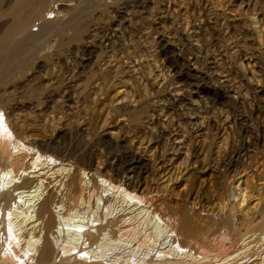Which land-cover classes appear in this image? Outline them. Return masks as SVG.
<instances>
[{"label": "rangeland", "instance_id": "1", "mask_svg": "<svg viewBox=\"0 0 264 264\" xmlns=\"http://www.w3.org/2000/svg\"><path fill=\"white\" fill-rule=\"evenodd\" d=\"M58 6L75 9L65 0ZM89 11L77 41H70L72 32L48 39L43 68L36 62L15 85L0 88L2 112L25 124L27 140L54 146L30 177L45 176L47 185L79 174L102 197L90 209L58 216L61 233L50 237L60 239L55 264H126L136 242L120 239L112 223L140 209L152 214L141 202L153 198L181 201L197 225L228 222L236 232L226 240L233 258L262 264L264 0H96ZM56 17L50 20L67 18ZM193 57L191 75L214 72L207 81L181 77V63ZM218 78L240 98L238 108L214 98ZM241 123L249 129L244 135ZM125 157L141 159L149 170L124 171ZM125 191L131 199L123 204ZM108 204L113 214H106ZM98 230L101 239L91 243L88 236ZM73 231L81 232V245L64 255L61 237ZM167 232L153 254L169 251Z\"/></svg>", "mask_w": 264, "mask_h": 264}, {"label": "bare ground", "instance_id": "2", "mask_svg": "<svg viewBox=\"0 0 264 264\" xmlns=\"http://www.w3.org/2000/svg\"><path fill=\"white\" fill-rule=\"evenodd\" d=\"M65 1L74 2L75 9H69L67 6L59 7L58 2L60 0H0V88L5 85H15L21 76L22 78L25 77L26 72L35 67L36 62L40 70L43 68L41 59L44 55L45 42H48V39L67 32H72L71 42L79 39L84 28L81 20L86 17H84L86 12H91L89 10L92 9L96 0ZM236 1H241L243 4L245 2V0ZM140 7L142 6H137V8ZM248 8H250L249 5ZM59 14L67 18L61 21L50 20V17L53 15L56 17ZM194 32L199 35L202 34L200 28L197 27L194 28ZM247 37L248 35L244 33V38ZM63 45V42L58 41L59 50ZM199 53L201 52L199 51ZM180 60L185 61L184 58L175 61ZM188 61L180 62L181 66H184V72L186 71L181 76L184 77L183 79L202 78V80L207 81L209 75L214 73L204 74L202 77L196 76V74L191 75V66L197 62V59L193 57ZM218 84L219 87L213 92L214 98L229 101L228 103L231 102L235 108H238L241 102L240 98L235 95L230 96V91L226 89L224 82H221L220 79ZM206 91L210 90L207 89ZM262 93L264 95V91ZM235 117L241 118V116L236 115ZM10 118L12 115L4 114L0 106V264H55V246L60 239L57 236L55 237L56 240L52 241L50 237L57 234L55 230H58V216L63 215L62 219H64L65 216L78 213L80 209H90L92 204L96 200L98 202L102 197L97 196L96 191L91 190L93 188L84 187V179L79 174H75L72 179L65 181V177L61 179L57 177L55 181L49 182L47 185H45V180L48 179L44 178L43 180L45 176L30 177V174L33 176L38 174L39 171L36 172L34 169L43 165L45 162L43 159L46 157L45 151L52 150L54 146L27 140L28 138L25 136L28 133V128L24 126L25 124L20 125V122H17L18 119L10 121ZM240 120L242 121V119ZM240 132L244 135L249 132V129L241 123ZM125 158L122 163L124 171L133 173L140 170L143 173L149 170L147 164L141 159L136 157ZM64 171L66 170H58V172ZM23 174H25L24 177ZM39 182L44 185V190L39 186ZM57 183L63 186L62 189L56 186ZM51 185L54 186L55 191L53 188L50 189ZM111 188L114 190V187ZM45 191L47 192L46 196ZM65 191L66 193H64ZM84 191H87L86 195ZM124 193L125 195L120 199L123 204L129 198L131 199V195L129 196L126 191ZM141 203L149 209H153V216L149 212L150 210L140 209L134 216L123 217L116 222L112 221V224L118 227L116 232L119 233L120 239L125 238L126 241L136 242L135 246L137 245V248L135 247L136 249L132 250L128 256L127 262L125 261L126 264H223L222 261H230L235 255V252L231 251L233 249L231 243L226 242L227 238L229 239V236L232 235L231 233H234L228 222L215 225L209 222L211 224L205 227L194 224L183 203L173 198L165 200L153 198ZM23 204L27 207L24 208V211L20 210ZM112 208V204L107 206V210H109L107 215L113 214ZM29 212L34 214V217ZM261 215L264 216V210H262ZM261 215L257 216L255 221L260 217L262 218ZM128 223L132 224L128 225ZM214 226L216 228H213ZM241 226L243 228V225ZM240 230L242 229H236L237 233ZM80 231H73L74 233L72 232L67 237L62 235L61 238H65L61 243L64 255L79 250L82 239ZM166 231H168L166 238L170 247L169 251L153 254ZM58 232L61 233L60 228ZM92 233L95 235H87L89 241L91 243L98 242L102 237V232L99 234ZM262 234H264V229ZM105 237H109L110 240L111 236L108 233ZM231 240L229 241L231 242ZM140 249H142L141 257L137 258ZM150 255L153 256L148 258ZM80 256L86 259L85 250ZM232 260L233 264L239 262L238 258ZM249 262L251 263V261Z\"/></svg>", "mask_w": 264, "mask_h": 264}]
</instances>
